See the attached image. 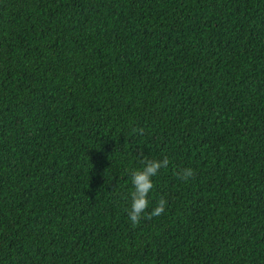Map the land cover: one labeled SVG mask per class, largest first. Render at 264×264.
I'll return each mask as SVG.
<instances>
[{"label": "trees", "instance_id": "trees-1", "mask_svg": "<svg viewBox=\"0 0 264 264\" xmlns=\"http://www.w3.org/2000/svg\"><path fill=\"white\" fill-rule=\"evenodd\" d=\"M0 264H264V0H0Z\"/></svg>", "mask_w": 264, "mask_h": 264}, {"label": "clouds", "instance_id": "clouds-1", "mask_svg": "<svg viewBox=\"0 0 264 264\" xmlns=\"http://www.w3.org/2000/svg\"><path fill=\"white\" fill-rule=\"evenodd\" d=\"M143 134V129H133V132ZM141 169L130 170L131 183L134 190L131 192V207L128 211V218L133 226L138 225L142 219L151 220L153 217H158L165 212L167 205L166 199L161 197L154 209L148 212L145 217L144 213L148 210L149 200L148 195L153 188V180L162 168H167L170 161L168 157L162 160H144ZM176 175L183 181L187 182L195 176V171L192 168H185L177 172Z\"/></svg>", "mask_w": 264, "mask_h": 264}]
</instances>
